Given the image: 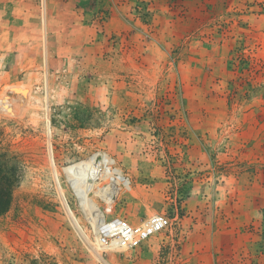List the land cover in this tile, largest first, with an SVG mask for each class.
<instances>
[{"label": "rangeland", "instance_id": "obj_1", "mask_svg": "<svg viewBox=\"0 0 264 264\" xmlns=\"http://www.w3.org/2000/svg\"><path fill=\"white\" fill-rule=\"evenodd\" d=\"M0 155V264H264V0H0Z\"/></svg>", "mask_w": 264, "mask_h": 264}, {"label": "built area", "instance_id": "obj_2", "mask_svg": "<svg viewBox=\"0 0 264 264\" xmlns=\"http://www.w3.org/2000/svg\"><path fill=\"white\" fill-rule=\"evenodd\" d=\"M98 154L101 157L102 153L98 152ZM100 165L104 168V163ZM81 207L83 210V206ZM83 212L86 221L91 226L93 240L104 250L120 247L126 250L138 248L152 236L168 228L171 223L166 214L159 212L153 213L138 224L122 216H107L103 211L95 218L90 209L83 210Z\"/></svg>", "mask_w": 264, "mask_h": 264}, {"label": "trees", "instance_id": "obj_3", "mask_svg": "<svg viewBox=\"0 0 264 264\" xmlns=\"http://www.w3.org/2000/svg\"><path fill=\"white\" fill-rule=\"evenodd\" d=\"M10 161L8 156L0 155V218L13 207L19 182L18 167Z\"/></svg>", "mask_w": 264, "mask_h": 264}, {"label": "bare ground", "instance_id": "obj_4", "mask_svg": "<svg viewBox=\"0 0 264 264\" xmlns=\"http://www.w3.org/2000/svg\"><path fill=\"white\" fill-rule=\"evenodd\" d=\"M97 158V157H96ZM95 158V160L97 161V159ZM92 165H94V164H92ZM105 167V166H104ZM101 168H103V166L102 167H100L99 169L101 170ZM116 186V185H115ZM108 192H107V190L106 189H103V190H101V191H98V193H97V196H100L101 197V199L102 200H105V201H111L112 200V198H110L109 196H107L108 194H107ZM77 197H78V199H79V203H80V206H83V210L85 211L86 209H88V204L90 205V207H92V208H97V211H95L94 213H95V217H97V216H100L101 215V211H103V210H101L100 208H98V207H96V206H93V203L91 204L90 202H89V200L87 201H85V203L84 204H82V201H80V196H78L77 195ZM89 210V209H88ZM104 212V211H103ZM91 213H92V216H93V212L91 211ZM94 217V216H93ZM94 217V218H95ZM95 224H97L96 223V221H95ZM94 243H95V246H96V248L97 249H100V246H99V244L94 240ZM121 249H125V248H122V247H120ZM116 249V248H115Z\"/></svg>", "mask_w": 264, "mask_h": 264}, {"label": "water", "instance_id": "obj_5", "mask_svg": "<svg viewBox=\"0 0 264 264\" xmlns=\"http://www.w3.org/2000/svg\"><path fill=\"white\" fill-rule=\"evenodd\" d=\"M113 198H115V195L113 196Z\"/></svg>", "mask_w": 264, "mask_h": 264}]
</instances>
